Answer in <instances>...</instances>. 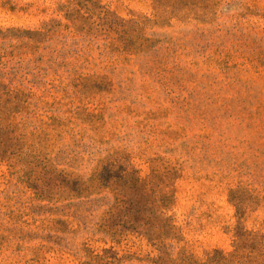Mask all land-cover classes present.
Returning a JSON list of instances; mask_svg holds the SVG:
<instances>
[{
	"label": "rangeland",
	"instance_id": "obj_1",
	"mask_svg": "<svg viewBox=\"0 0 264 264\" xmlns=\"http://www.w3.org/2000/svg\"><path fill=\"white\" fill-rule=\"evenodd\" d=\"M0 264H264V0H0Z\"/></svg>",
	"mask_w": 264,
	"mask_h": 264
}]
</instances>
